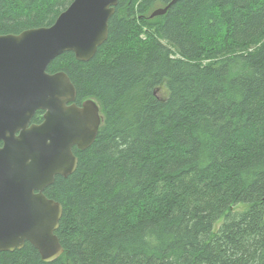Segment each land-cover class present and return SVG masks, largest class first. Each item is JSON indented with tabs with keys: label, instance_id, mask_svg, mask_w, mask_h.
<instances>
[{
	"label": "trees",
	"instance_id": "obj_1",
	"mask_svg": "<svg viewBox=\"0 0 264 264\" xmlns=\"http://www.w3.org/2000/svg\"><path fill=\"white\" fill-rule=\"evenodd\" d=\"M71 1L0 0V34L48 26ZM169 2L118 0L89 60L49 62L103 119L43 191L63 209V253L46 262L25 242L0 264H264V0L149 17Z\"/></svg>",
	"mask_w": 264,
	"mask_h": 264
},
{
	"label": "water",
	"instance_id": "obj_2",
	"mask_svg": "<svg viewBox=\"0 0 264 264\" xmlns=\"http://www.w3.org/2000/svg\"><path fill=\"white\" fill-rule=\"evenodd\" d=\"M117 1L72 0L48 26L0 34V251L29 242L46 262L63 253L55 234L63 209L43 191L75 170L73 147L90 146L103 118L94 100L75 102L64 71L46 69L64 51L89 60L107 38ZM37 110L42 119L31 122Z\"/></svg>",
	"mask_w": 264,
	"mask_h": 264
},
{
	"label": "rangeland",
	"instance_id": "obj_3",
	"mask_svg": "<svg viewBox=\"0 0 264 264\" xmlns=\"http://www.w3.org/2000/svg\"><path fill=\"white\" fill-rule=\"evenodd\" d=\"M160 94V93H159ZM247 207V205H244V204H236L233 209L234 210H242V209H245ZM222 221V218L218 219L214 225H213V231L217 230V228L219 227L220 223Z\"/></svg>",
	"mask_w": 264,
	"mask_h": 264
},
{
	"label": "flooded vegetation",
	"instance_id": "obj_4",
	"mask_svg": "<svg viewBox=\"0 0 264 264\" xmlns=\"http://www.w3.org/2000/svg\"><path fill=\"white\" fill-rule=\"evenodd\" d=\"M42 111V110H41ZM42 113H43V111H42ZM42 113H41V119H42ZM41 120H39L38 122H40ZM31 122H33V121H31ZM38 122H35V123H38Z\"/></svg>",
	"mask_w": 264,
	"mask_h": 264
}]
</instances>
